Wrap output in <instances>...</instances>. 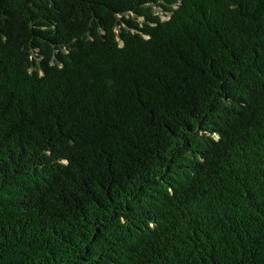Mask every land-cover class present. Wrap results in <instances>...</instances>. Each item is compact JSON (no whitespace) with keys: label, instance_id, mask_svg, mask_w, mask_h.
<instances>
[{"label":"trees","instance_id":"trees-1","mask_svg":"<svg viewBox=\"0 0 264 264\" xmlns=\"http://www.w3.org/2000/svg\"><path fill=\"white\" fill-rule=\"evenodd\" d=\"M0 264H264V0H0Z\"/></svg>","mask_w":264,"mask_h":264}]
</instances>
